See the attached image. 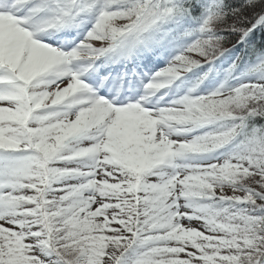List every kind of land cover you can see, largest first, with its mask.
<instances>
[{"label": "snow or ice", "instance_id": "6c2138e0", "mask_svg": "<svg viewBox=\"0 0 264 264\" xmlns=\"http://www.w3.org/2000/svg\"><path fill=\"white\" fill-rule=\"evenodd\" d=\"M258 31L264 0H0V264H264Z\"/></svg>", "mask_w": 264, "mask_h": 264}, {"label": "trees", "instance_id": "16d2710c", "mask_svg": "<svg viewBox=\"0 0 264 264\" xmlns=\"http://www.w3.org/2000/svg\"><path fill=\"white\" fill-rule=\"evenodd\" d=\"M255 40L257 41V42H260V41H264V32H257L256 34H255ZM237 54H239V53H237ZM222 59V58H221Z\"/></svg>", "mask_w": 264, "mask_h": 264}, {"label": "rangeland", "instance_id": "374dc122", "mask_svg": "<svg viewBox=\"0 0 264 264\" xmlns=\"http://www.w3.org/2000/svg\"><path fill=\"white\" fill-rule=\"evenodd\" d=\"M120 85H119V88L121 87V83H119ZM100 91H101V93L103 94L104 92H106L105 91V87H102L101 89H100ZM197 228H199V225L197 224V225H195Z\"/></svg>", "mask_w": 264, "mask_h": 264}]
</instances>
